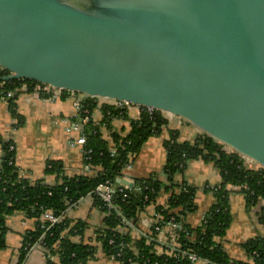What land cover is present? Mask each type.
Masks as SVG:
<instances>
[{
  "label": "water",
  "instance_id": "95a60500",
  "mask_svg": "<svg viewBox=\"0 0 264 264\" xmlns=\"http://www.w3.org/2000/svg\"><path fill=\"white\" fill-rule=\"evenodd\" d=\"M0 70L178 117L264 170V0H0Z\"/></svg>",
  "mask_w": 264,
  "mask_h": 264
},
{
  "label": "trees",
  "instance_id": "16d2710c",
  "mask_svg": "<svg viewBox=\"0 0 264 264\" xmlns=\"http://www.w3.org/2000/svg\"><path fill=\"white\" fill-rule=\"evenodd\" d=\"M23 85L27 90L33 88L27 81H0V95L4 96L9 91L19 93ZM9 100L11 106V98ZM94 106L92 99H83L79 116L89 118ZM102 112L106 117L122 116L123 108L104 105ZM166 123L162 113L153 111L150 116L145 109H140L139 118L130 121L127 134L121 136L111 132L110 142L102 138L98 125L88 121L81 130L86 138L84 149L90 150L83 155V163L93 175L68 178L59 175L61 169L56 162H48L45 171L57 174L53 184L25 177L14 164V144L0 138L3 151L0 157V250L6 247V217L21 212L34 219V226L23 236L16 264L23 262L36 243L44 249L48 261L51 256L57 255L58 264H87L94 259L98 248L106 257L113 256L121 264H190L187 257L190 253L208 264H264V235L255 236L243 244L248 258L245 262L229 258L220 242L231 222L229 195L232 192L242 194L247 209L264 201V170L257 166L248 167L243 158L202 133L189 143L178 142L176 132H172L170 139L163 142L165 162L162 172L165 179H134L133 185L125 190L126 198L122 199L121 193L113 195L120 215L130 223L126 232L118 230L119 220L111 212L103 216L102 225L94 230L96 243L83 240L87 224L71 219L68 211L78 200L89 195L93 206L102 212L103 202L92 193L93 189L105 181L117 184L116 179L124 176L125 169L134 162L144 142L151 136L159 135ZM10 145L13 149H9ZM112 150L114 153H111ZM191 159L211 162L221 176L218 185L205 189L212 194L214 201L200 225L194 228L185 222V218L194 210L195 189L176 178ZM160 193L168 194L164 205L157 204ZM150 205L160 217L153 220L148 232L133 236L131 232L139 215ZM43 210L62 216V220L53 225L41 221ZM259 220L264 223V205L259 210ZM167 223H174L171 231L178 247L162 246L156 241L158 232L155 227L162 228ZM76 237L80 240L74 241ZM109 240L113 241L111 245ZM120 242L125 244L123 248L119 247ZM159 245L161 251L158 252L156 246Z\"/></svg>",
  "mask_w": 264,
  "mask_h": 264
},
{
  "label": "crops",
  "instance_id": "0c3cea01",
  "mask_svg": "<svg viewBox=\"0 0 264 264\" xmlns=\"http://www.w3.org/2000/svg\"><path fill=\"white\" fill-rule=\"evenodd\" d=\"M56 99H45L40 91L34 89L16 93L17 98L2 97L0 95V138L1 140L10 136L15 148L14 164L26 177L32 180H42L46 184H53L57 174L47 173L48 162H56L61 171L59 175L71 178L76 176H90L93 172L83 163V156L80 149L75 145V140L81 134L73 128L78 120V110L73 105L74 100L80 102L85 98L58 93ZM51 95V93H50ZM93 107L88 121L98 125L102 138L111 142L110 133L115 132L125 136L130 130V121L139 118L140 109L133 106L123 107V115L106 117L102 108L110 105L119 108L115 103L102 100H93ZM167 120L157 136L149 137L142 145L134 162L125 169V180L146 179L155 177L160 181L165 179L162 168L165 162V148L163 142L170 139L171 133L179 131L178 125L183 126L178 142L193 143L200 132L182 119L164 114ZM193 128V129H191ZM0 145V157L2 156ZM178 181H184L195 189L193 195L194 210L186 215L185 222L192 228L202 222L209 210L214 198L211 193L206 192L207 187H213L221 182L218 170L211 162L201 159H191L186 162L183 172L176 177ZM168 194L160 193L157 197V204L164 205ZM252 211L246 208L244 196L238 192H232L228 198L231 222L221 239L222 249L229 258L238 261H247L246 251L243 244L249 239L264 235V223H261L258 211L262 206ZM259 209V210H258ZM68 216L77 221L87 224L84 232V241L95 244V232L102 225L103 214L93 206L91 196L81 198L68 211ZM153 206H148L139 215L131 234L137 237L148 232L155 219ZM5 224L7 232L4 241L6 247L0 250V264H16L17 252L25 233L34 226V219L26 217L23 213L17 212L6 217ZM173 236H162L165 242L162 246L175 244ZM80 240L79 237L74 241ZM162 240V241H163ZM98 245V244H96ZM57 255L50 257L48 261L44 249L40 245L32 246L21 264H58ZM87 264H121L116 260H110L102 253L100 248L94 259ZM196 264H208L200 260Z\"/></svg>",
  "mask_w": 264,
  "mask_h": 264
},
{
  "label": "built area",
  "instance_id": "2783aa9c",
  "mask_svg": "<svg viewBox=\"0 0 264 264\" xmlns=\"http://www.w3.org/2000/svg\"><path fill=\"white\" fill-rule=\"evenodd\" d=\"M32 89H34L35 91H40L42 93V96H44L45 99H56V98L59 97L58 95H60V94H58L60 92L52 90V89H49V88L44 87V86H40V85H33ZM19 91L20 92L21 91H27V87L25 85H23V86L20 87ZM50 93H51V95H50ZM12 95H13V93L11 91H9V92H6L4 94V96H2V97L11 98ZM73 105L76 107V109L78 110V113H79V111L81 110L80 102L77 101V100H74ZM117 106L119 108H123V106H121V105H117ZM145 111L150 116L153 113V110H151V109H147ZM82 112L86 113L87 111L82 110ZM88 119L89 118L86 115L78 116V120H77L76 123H74L73 128L76 129L77 131L81 132L83 126L88 122ZM2 140H4V141H12L10 136H7V137L3 138ZM85 142H86V138L82 134H80L77 137V139L75 140V145L80 149L82 156L84 154H87V153L90 152L89 149H87V150L84 149ZM9 149H13V145H10ZM225 149H227V148H225ZM111 153H114V151L112 150ZM129 188L130 187H128L126 185H123L121 183H118V182H117V184H112L109 181H105L104 183L97 185L92 191V193L95 196H97L103 202V206H104V210L102 211L103 216L109 215L111 212H114V214L116 215L115 217L119 220L118 230L120 232H126L128 230L127 227H130V223L120 215V213L118 211V207L113 202V195L115 193H121L122 199H124V198L127 197V194L125 193V190L129 189ZM262 203H263L262 204V206H263L264 205V201H262ZM154 216H155V219H158L160 217V215L156 214V213L154 214ZM40 219L43 222H47L49 225H53V224H56V223L60 222L62 220V216L55 215L50 210H43L41 212ZM173 227H174V223H167L162 228L156 226L155 230L158 232V235H157V238H156L157 243L162 245L165 242V238H164V240L162 238L163 235H164V237L165 236H169V235L173 236L172 235V231H171ZM172 238H174V237H172ZM112 242H113L112 240H109L108 244L111 245ZM36 245H38V244L37 243L34 244V246H36ZM160 245L156 246V249H157L158 252L161 251V246ZM124 246H125V244L123 242L119 243V247L120 248H123ZM174 247H178V246L175 245ZM187 257H188V259L190 261V264H196L198 261H200V259H198L197 256L195 254H193V253L188 254ZM107 258L110 259V260H116L115 257H113V256H109Z\"/></svg>",
  "mask_w": 264,
  "mask_h": 264
},
{
  "label": "rangeland",
  "instance_id": "374dc122",
  "mask_svg": "<svg viewBox=\"0 0 264 264\" xmlns=\"http://www.w3.org/2000/svg\"><path fill=\"white\" fill-rule=\"evenodd\" d=\"M179 125H182V124H179ZM178 125V128H179V131H178V133H177V140H179L178 138H182V134L180 135V133H181V131H182V128H184L185 127V125H183V126H179ZM190 127V126H189ZM191 128V127H190ZM191 129H193V128H191ZM244 161H245V164L248 166V167H251V168H254V167H256V165L254 164V163H252L251 161H249V160H246V159H244ZM258 206V204H256V205H253V206H251L250 208H248V209H250L249 211H252V209H255V207H257ZM259 210V209H258ZM258 216H259V211H258Z\"/></svg>",
  "mask_w": 264,
  "mask_h": 264
}]
</instances>
